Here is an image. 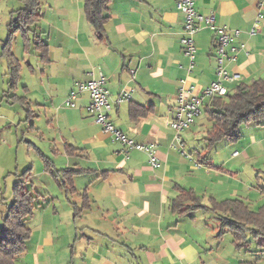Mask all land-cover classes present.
Instances as JSON below:
<instances>
[{
	"label": "crops",
	"instance_id": "0c3cea01",
	"mask_svg": "<svg viewBox=\"0 0 264 264\" xmlns=\"http://www.w3.org/2000/svg\"><path fill=\"white\" fill-rule=\"evenodd\" d=\"M177 1L111 0L98 38L86 23L82 0L71 16L72 29L62 31L59 41H50L51 32L43 40L46 56L39 57L34 76L42 103L24 98L42 108L48 135L42 133L38 144L20 141L41 164L28 154L32 165L24 169H29L24 186L34 208L25 220L30 235L19 264H230L223 261L225 233L218 226L202 227L193 212L230 200L221 198L235 194L236 175L214 164L208 150L195 154L191 127L177 141L170 126L178 90L192 87L200 94L217 77L215 38L203 23L194 36L196 61L188 71ZM262 1L193 0L198 15L213 16L215 25L240 32L233 44L244 48L234 54L226 50L223 59V67L240 76L224 83L228 91L264 78ZM259 14V27L250 34ZM38 30L33 33H46ZM100 76L112 105L121 93L129 94L112 106L107 120L134 144L153 146L155 167L145 152L124 147L87 112L89 94L76 84ZM23 91L30 93L28 86ZM71 92L76 93L73 107L64 103ZM133 104L146 113L131 118ZM205 104L195 125L203 116L208 122ZM29 127L35 129L32 122ZM12 198V189L9 203L0 196L1 222ZM213 258L216 263H209Z\"/></svg>",
	"mask_w": 264,
	"mask_h": 264
},
{
	"label": "rangeland",
	"instance_id": "374dc122",
	"mask_svg": "<svg viewBox=\"0 0 264 264\" xmlns=\"http://www.w3.org/2000/svg\"><path fill=\"white\" fill-rule=\"evenodd\" d=\"M39 2L40 18L38 22L29 25L26 35L18 30L12 34L8 41L6 40L8 38V25L16 19L23 3L19 0H0V196L3 195L7 199V203L11 198L12 183L16 180L14 174H20L25 168L32 165L31 160H28L29 155L32 156V159L34 158L35 162L37 160V164H41L32 151L27 153L25 144L20 142L21 139L24 138V140L38 144L42 133L45 137L48 135L43 110L35 104L34 100H32L33 102L29 107L34 111L35 116L30 121L24 122L27 107V104H24L23 101L24 97H32V99H37L38 103H42L40 89L34 83L36 78L34 76L40 67L39 52L35 48V43L38 40L33 39V31L39 32L38 29L43 28L46 33L40 36V40L47 41V35L51 32L50 41H59L62 37V31L72 29L73 19L71 16L74 14L73 12L76 10L78 3L82 5V0H39ZM7 49H10V53L15 59V64L12 66L15 65L16 67L13 69L8 65ZM30 67L34 68L36 72H31ZM14 69L18 73L16 79ZM23 86H28L30 93H24ZM35 88L38 90H35ZM199 121L196 125L193 123L194 125L190 126L192 133L196 135L193 136L194 140L191 142L195 154L203 151L205 147L204 136L210 126V123L205 121L204 116ZM31 122L35 126L32 131L29 127ZM201 123L205 126H201ZM263 124L264 121L241 126L238 140L227 142L225 138L207 151V156L213 159L214 164L220 165L236 175L235 183L231 184L235 188V194H223L221 200H236L252 212H256L264 206ZM233 152H236V155L231 158ZM226 182L225 184H227ZM207 207L206 211L199 209L193 214L202 223V227L203 224H209L210 228L217 227L219 224V221L216 220L217 213L210 209L211 205H207ZM224 236L222 246V250L225 252L224 262L237 264L240 261L254 260L256 249L254 233H247L246 246H243L240 252H237L239 249H236L231 242L232 235L225 233ZM210 241H214L216 246V238L210 239ZM219 258L221 259V257ZM205 260L206 258L203 259V261ZM212 261L216 263V258L209 259V263ZM261 262L264 264V259ZM16 264H19V262L16 261Z\"/></svg>",
	"mask_w": 264,
	"mask_h": 264
},
{
	"label": "trees",
	"instance_id": "16d2710c",
	"mask_svg": "<svg viewBox=\"0 0 264 264\" xmlns=\"http://www.w3.org/2000/svg\"><path fill=\"white\" fill-rule=\"evenodd\" d=\"M19 1L23 3V7L18 11L16 19L8 25L6 40L18 30L26 35L29 25L38 22L40 17L39 0ZM110 2L111 0H83L82 10L86 23L92 27L98 38H102L104 33V24L107 21L106 12ZM33 36L35 41L38 40L35 48L39 52V57L44 59L46 45L40 40V36L34 33ZM6 52L8 65L13 69L16 67L12 66L15 64V59L10 49ZM14 74L16 79L18 76L16 69H14ZM23 101L27 104L25 121H28L34 117V114L28 101L25 98ZM205 105V114L210 123L204 136V150L207 151L222 138L232 142L238 140L241 126L264 121V78L254 80L250 84L236 85L228 91L226 96L208 99ZM145 113L146 109L143 107L130 105L131 118L143 116ZM71 148L69 146L70 150L73 149ZM28 171L29 169H26L20 174H14L17 180L12 187V202L7 207L0 224V264H16L17 258L25 251V244L29 239L30 231L25 220L32 214L34 206L33 197L24 186V178ZM175 205L177 206L178 202ZM210 209L217 213L220 234L230 233L231 241L236 249L240 250L246 246L247 240L245 239L248 232L254 233L256 237L254 260L240 261L237 264H262L261 260L264 259V206L252 212L236 200H225L219 203L213 202Z\"/></svg>",
	"mask_w": 264,
	"mask_h": 264
},
{
	"label": "built area",
	"instance_id": "2783aa9c",
	"mask_svg": "<svg viewBox=\"0 0 264 264\" xmlns=\"http://www.w3.org/2000/svg\"><path fill=\"white\" fill-rule=\"evenodd\" d=\"M264 0L262 1V4ZM177 10H179L184 16L183 23V33L184 36L180 39V44L183 49L184 55L189 61L188 71L194 66V61L196 57V46L194 45V36L200 30L199 24L203 23L206 28L209 29L215 38V61L217 64L216 68V80L211 82L206 88H204L200 94H194L191 88L181 87L176 95V108L174 113V119L172 120L170 126L175 132L174 138L177 141H181L180 133L189 129L194 123L195 119L201 114V109L206 100L215 97H224L228 93L227 87L224 83H233L239 80L240 76L238 74L229 73L223 67V59L226 56V50L229 53L234 54L239 49H243L244 45L235 46L233 40L240 35L237 30H232L225 26H217L214 24L213 16H201L198 15L193 8V0H178L176 4ZM262 19V15H258L250 34H254L255 30L259 27V20ZM78 91H85L89 94L90 104L87 107V112L94 116V121L96 124L100 125L104 132L113 135L114 140L119 141L127 149H137L145 152L149 157V164L155 167L157 164V159L154 155L153 146H143L139 144H134L132 141L128 140L122 133L117 130L112 123L107 120L108 112L111 110L112 106H118L123 101L129 99V94L127 92L121 93L114 101L113 105L109 102V92L106 87V80L103 76L98 79H93L88 82H78ZM76 98V93L71 92L65 100V105L73 107V100ZM236 155V153L234 154ZM197 165V164H196Z\"/></svg>",
	"mask_w": 264,
	"mask_h": 264
}]
</instances>
